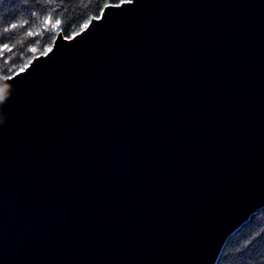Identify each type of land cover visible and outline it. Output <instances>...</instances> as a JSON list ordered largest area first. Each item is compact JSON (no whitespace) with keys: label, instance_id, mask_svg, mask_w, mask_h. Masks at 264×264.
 <instances>
[{"label":"water","instance_id":"95a60500","mask_svg":"<svg viewBox=\"0 0 264 264\" xmlns=\"http://www.w3.org/2000/svg\"><path fill=\"white\" fill-rule=\"evenodd\" d=\"M0 77V264H216L264 208V0H127Z\"/></svg>","mask_w":264,"mask_h":264},{"label":"trees","instance_id":"16d2710c","mask_svg":"<svg viewBox=\"0 0 264 264\" xmlns=\"http://www.w3.org/2000/svg\"><path fill=\"white\" fill-rule=\"evenodd\" d=\"M123 1L127 0H0V77L13 76L45 54L58 33L71 38L105 6ZM48 16L52 24L57 19L61 24L55 28L45 24ZM13 23L18 27L5 33ZM5 44L11 51L4 49ZM216 264H264V208L229 237Z\"/></svg>","mask_w":264,"mask_h":264},{"label":"snow or ice","instance_id":"6c2138e0","mask_svg":"<svg viewBox=\"0 0 264 264\" xmlns=\"http://www.w3.org/2000/svg\"><path fill=\"white\" fill-rule=\"evenodd\" d=\"M49 2H51V0H49ZM120 6H121L120 4H116L115 5V7H120ZM44 23L45 24H52V17L51 16L45 17ZM60 24H61V21L59 19H57V20H55V23L52 24V27H54V28L58 27ZM20 26L22 27L23 25H20ZM17 27H18V25L16 23H13V24L10 25V27L4 28V32L8 33L10 31L16 29ZM28 35L32 36L33 33L29 32ZM3 47H4V49H7L8 51H11V49L8 48L7 44H5ZM33 51H35V49H33ZM5 79H11V77H5ZM4 87H6V86L0 87V98H2Z\"/></svg>","mask_w":264,"mask_h":264},{"label":"clouds","instance_id":"9594fccd","mask_svg":"<svg viewBox=\"0 0 264 264\" xmlns=\"http://www.w3.org/2000/svg\"><path fill=\"white\" fill-rule=\"evenodd\" d=\"M0 99H2V98H0Z\"/></svg>","mask_w":264,"mask_h":264}]
</instances>
